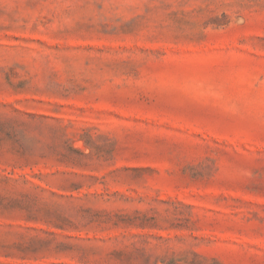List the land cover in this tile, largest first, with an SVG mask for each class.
Instances as JSON below:
<instances>
[{
    "label": "rangeland",
    "instance_id": "obj_1",
    "mask_svg": "<svg viewBox=\"0 0 264 264\" xmlns=\"http://www.w3.org/2000/svg\"><path fill=\"white\" fill-rule=\"evenodd\" d=\"M0 264H264V0H0Z\"/></svg>",
    "mask_w": 264,
    "mask_h": 264
}]
</instances>
